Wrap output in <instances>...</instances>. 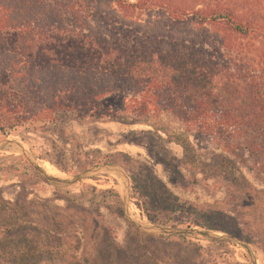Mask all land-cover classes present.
<instances>
[{"label": "trees", "instance_id": "trees-1", "mask_svg": "<svg viewBox=\"0 0 264 264\" xmlns=\"http://www.w3.org/2000/svg\"><path fill=\"white\" fill-rule=\"evenodd\" d=\"M160 112L188 134L249 130L264 173V0H0V134L64 113L160 129ZM32 206L0 197V264H132L99 251L91 217L25 221Z\"/></svg>", "mask_w": 264, "mask_h": 264}, {"label": "rangeland", "instance_id": "rangeland-1", "mask_svg": "<svg viewBox=\"0 0 264 264\" xmlns=\"http://www.w3.org/2000/svg\"><path fill=\"white\" fill-rule=\"evenodd\" d=\"M38 117L0 139L26 148L51 174L116 164L127 177V214L137 223L203 227L229 233L245 247L198 233L142 232L122 214L123 181L117 175L97 172L54 185L39 177L22 154L6 147L0 149V197L31 200V212L19 215L25 221L29 215L49 221L68 205L74 220L91 217L105 228L97 245L103 253L115 252L108 261L126 252L132 264H264V173L259 139L249 130L230 126L210 135L188 134L187 125L168 112L157 115L160 129L72 113L53 122ZM180 135L187 137L185 149L177 142ZM222 157L230 160L235 174L226 176L229 168L220 165ZM236 173L245 182L228 183L225 178Z\"/></svg>", "mask_w": 264, "mask_h": 264}, {"label": "water", "instance_id": "water-1", "mask_svg": "<svg viewBox=\"0 0 264 264\" xmlns=\"http://www.w3.org/2000/svg\"><path fill=\"white\" fill-rule=\"evenodd\" d=\"M10 148L14 151L19 152L22 154L30 165L33 167L35 173L41 177L43 180L48 181L50 183L57 182V183H72L81 178L89 176L91 174L97 172H107L120 177L123 181V188L120 195L121 200V207H122V214L124 218L134 224L140 231L145 233H198L203 236L214 238V239H226L231 240L234 242L239 243L241 246L245 247L243 242L237 239L236 237L232 236L229 233L214 231L211 229H206L203 227H186V228H172L166 227L162 225H154V224H146V223H137L127 214V198H128V182L127 177L124 175L121 168L112 163L108 162H101L95 165H91L88 168L74 174H51L47 173L41 166H39L34 158L31 156L29 151L24 148L23 146L19 145L17 142L9 140L8 138L0 139V149Z\"/></svg>", "mask_w": 264, "mask_h": 264}]
</instances>
